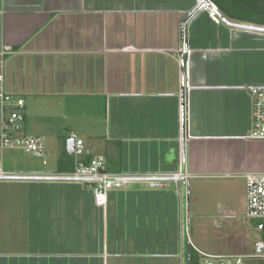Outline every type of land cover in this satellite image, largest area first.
<instances>
[{"label":"crops","instance_id":"obj_1","mask_svg":"<svg viewBox=\"0 0 264 264\" xmlns=\"http://www.w3.org/2000/svg\"><path fill=\"white\" fill-rule=\"evenodd\" d=\"M198 2L0 0V51L12 49L5 86L25 101L20 137L46 141L32 164L21 149L3 153L15 177L0 180V264L237 256L244 174L264 172V141L248 138L264 33L220 11L219 22L206 8L191 17ZM71 140L84 142L85 162L102 155L109 172L134 177L105 209L91 185L59 177L64 155L75 167ZM180 172L188 179L169 177ZM159 175L164 187L151 188L147 177Z\"/></svg>","mask_w":264,"mask_h":264},{"label":"built area","instance_id":"obj_2","mask_svg":"<svg viewBox=\"0 0 264 264\" xmlns=\"http://www.w3.org/2000/svg\"><path fill=\"white\" fill-rule=\"evenodd\" d=\"M210 2V1H209ZM206 7L215 21L219 22L217 14L219 10L210 2ZM12 53L10 47L0 51V180H8L15 177L3 169V153L6 150L21 149L33 157L42 158L46 154V141L42 137L22 136L25 126V101L16 98L6 90L5 86V63ZM190 50L183 45L181 54L189 56ZM190 86L184 87L185 117L188 112V96ZM252 102V130L248 136L251 140L264 141V85L249 88ZM86 154L84 142L75 140L73 155L75 167L73 171L61 174L59 177L65 180L81 182L91 185L94 189L97 206L105 209L108 203V195L113 190H120L134 177L124 174L112 173L107 169L105 158L102 155L92 157L88 162L84 161ZM177 181L188 179L189 174L180 172L169 176ZM148 183L151 188L164 187L163 175L149 176ZM246 220L255 221V230L258 238L254 242V258L264 259V172H246Z\"/></svg>","mask_w":264,"mask_h":264},{"label":"rangeland","instance_id":"obj_3","mask_svg":"<svg viewBox=\"0 0 264 264\" xmlns=\"http://www.w3.org/2000/svg\"><path fill=\"white\" fill-rule=\"evenodd\" d=\"M209 1V0H208ZM260 18L262 21H264V11L261 13ZM254 27L264 28L263 26H259L256 24H253ZM9 154V151L4 154V159L7 161V155ZM22 156L29 161V164H32V162H36L37 159L30 158V155L25 154L24 152H21ZM33 160V161H32ZM43 160V159H38ZM236 190L239 194H241L239 185L237 186ZM237 209L241 210L239 211L240 214V248L238 251L237 256L234 259H226L222 258L219 260L213 259V258H202L201 264H264V259L261 258H254V242L258 238V233L254 231V227L256 225L255 221L248 220L247 225L242 224V220L246 218V208L245 210H242V205L240 202V199L236 201ZM221 226L225 227V222L221 219L220 220ZM250 228V229H249Z\"/></svg>","mask_w":264,"mask_h":264},{"label":"trees","instance_id":"obj_4","mask_svg":"<svg viewBox=\"0 0 264 264\" xmlns=\"http://www.w3.org/2000/svg\"><path fill=\"white\" fill-rule=\"evenodd\" d=\"M225 17L240 23L264 25L260 18L264 11V0H209ZM89 160H87L88 162ZM62 171L73 170V158L67 154L59 162ZM67 166V167H66ZM191 264H198L192 257Z\"/></svg>","mask_w":264,"mask_h":264},{"label":"water","instance_id":"obj_5","mask_svg":"<svg viewBox=\"0 0 264 264\" xmlns=\"http://www.w3.org/2000/svg\"><path fill=\"white\" fill-rule=\"evenodd\" d=\"M210 6H211V4L208 0H199L198 6H197L196 10L193 12V14L191 15V17L194 14L198 13L200 10H203L206 7H210ZM234 26L241 28V29L252 30V31L264 33V28H259V27H254V26H246V25H242V24L241 25H234ZM74 146H75L74 140H71L68 142L67 151H68L69 155L73 154Z\"/></svg>","mask_w":264,"mask_h":264}]
</instances>
